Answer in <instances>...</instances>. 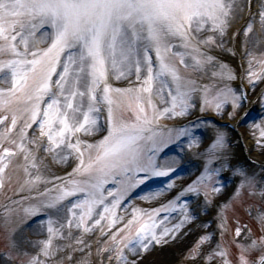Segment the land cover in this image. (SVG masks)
Instances as JSON below:
<instances>
[{"label": "snow or ice", "instance_id": "1", "mask_svg": "<svg viewBox=\"0 0 264 264\" xmlns=\"http://www.w3.org/2000/svg\"><path fill=\"white\" fill-rule=\"evenodd\" d=\"M252 5L253 0H0V232L6 239L0 264H89L76 254H91L86 237L97 231L100 264H139L143 253L197 218L201 197L206 213L213 203L210 193L221 191L228 160L227 133L219 128L201 153L206 159L200 174L178 195L149 210L132 207L130 213L126 203L149 178L181 174L186 149L200 147L197 130L211 122L189 119L197 96L201 114L211 111L221 119L233 118L243 106L242 89L198 84L209 68L214 80L236 79L213 54L220 48L236 55L225 48L226 37L233 42L243 33L248 84L254 89L264 82V55L248 51L253 40L264 42L255 34L258 17L264 36V0H257L256 13ZM245 16L248 22L233 29ZM162 120L187 123L169 127ZM255 127L257 144L264 147V127ZM98 134L93 142L82 139ZM72 159L71 172L48 188L51 181L43 172L49 161ZM229 170L239 181L235 197L243 191L264 202V175ZM173 187L168 183L139 198L150 202ZM189 195L194 207L185 199ZM177 212L179 221L162 227ZM255 218L262 230L258 237L237 226L231 246L218 243L205 253L201 246L214 238L204 235L189 258L233 264L235 247L234 264H264V209ZM218 219L223 236L228 222L220 213ZM33 225L46 228L47 237L28 240L25 233ZM57 238L67 243L54 245Z\"/></svg>", "mask_w": 264, "mask_h": 264}, {"label": "rangeland", "instance_id": "2", "mask_svg": "<svg viewBox=\"0 0 264 264\" xmlns=\"http://www.w3.org/2000/svg\"><path fill=\"white\" fill-rule=\"evenodd\" d=\"M235 24H239V20H237ZM259 26V27H258ZM256 29L255 31L259 30L258 32H260V25L257 24L256 26ZM243 39V33H240L239 37H238V44L237 46L235 47V45H231L230 47H226L227 45H225V41H224V46L225 48H229V49H239L241 50L242 49V46H243V43L244 41L242 40ZM255 43V40H253L252 42H250L248 44L249 48L250 47H253V44ZM238 53V52H237ZM254 56L256 57H260L261 55H264V48L261 49V50H258V51H254V52H251ZM213 54L218 58V60L226 65H228V67L230 68L231 65L230 63H228L226 60L228 59L227 56H233L231 54V51H224V50H221L220 48H216L214 49L213 51ZM240 54V52H239ZM248 57L246 58V66H245V70H244V75H245V80L248 84V80H247V76H246V70L248 68ZM257 67L256 65H254V68ZM231 69V68H230ZM211 72H212V69L209 68L207 73L206 74H203L201 77L198 78V84H209V85H219L221 87H223L225 84H227V86L231 87L233 89V86H232V81H222L220 80L219 78L217 79H212L211 77ZM134 79V77H133ZM260 81H257L256 82V86H255V91L257 89H259L263 84L264 82H262L261 85H258ZM118 86H121L123 87L122 85L124 84H127V81H120V82H117ZM2 85L1 87H4L3 84H0ZM249 85V84H248ZM250 87V85H249ZM264 93V91H263ZM196 102L198 103L199 102V96H197V100ZM263 104H264V101H263ZM264 107V106H263ZM240 109V108H239ZM238 109V110H239ZM238 110L235 114V116L231 119L228 118L227 114H225L223 120H228V121H234V119H236L238 117ZM227 111H231V108L229 106H226V112ZM203 115H209V116H214V117H217L219 119L218 116L214 115L211 111H207L205 112ZM261 115V114H260ZM262 117H259V120L262 119V121H264V115H261ZM182 122H185L186 120H181ZM251 122L255 120H250ZM176 122H179V121H170V120H162L160 121L161 124L163 125H167L169 127L175 125L174 123ZM249 122V121H248ZM263 125H264V122H262ZM257 124V123H256ZM255 124V125H256ZM198 130H201V131H198ZM197 130V135L199 132H205L204 131V128L201 129V127ZM241 132L242 131H245L243 130V128L240 129ZM249 135L251 137V142H256L257 144V138L259 137L260 135V129L256 128V127H253L252 129H249ZM99 135V134H98ZM96 136V137H82V139H86L88 140L89 142H93L94 140H97L99 136ZM209 136H214L215 133L214 131H212L210 134H208ZM199 136V135H198ZM243 136V135H242ZM200 137V136H199ZM207 148V147H206ZM261 153H264V147H261ZM198 151H200V147L198 148ZM204 150L201 148V153L203 152ZM201 160L202 162L205 163V157L203 155H201ZM74 162L76 163L75 159H73ZM264 160V158H263ZM233 161V157L231 156L230 158H228L227 160V163L224 165V173L225 172H230L229 171V168H228V165ZM56 163V162H55ZM219 163V162H217ZM217 163H216V166H217ZM68 163H64V164H61V163H56V165L58 167H60L57 171L54 170L52 172L53 175H56L57 173H60V172H66V167L65 165H67ZM75 166V165H74ZM73 164L71 166V170H72V167H74ZM261 166L264 168V161H262V165H260V169L256 172L257 175H264V172L261 170ZM71 170L69 172H71ZM223 173V172H222ZM53 177V176H52ZM229 177V181L230 179L232 178H235L233 176V173H230V175H228ZM165 177H151L149 178L144 185H141V187L139 189L136 190V194H135V198L137 199L136 200V204L138 206V208H140L141 206H152L153 203H149V202H146L145 200L143 199H140L139 197L141 195H143L144 193H147L149 190L152 189V185L153 184H156L158 182H160V180L164 179ZM16 177L14 176V181H15ZM238 179V178H237ZM228 181L227 185L230 187V182ZM57 181H53L51 183H49L47 185L48 188H53V185L56 184ZM170 183V182H168ZM176 184H174L175 186ZM182 186V184H181ZM45 187V185H41V188L43 189ZM227 188V186H226ZM172 189H180V187H173ZM57 193L54 191H52L50 193V195H56ZM227 194L226 190L224 191V188H221V195L218 197V199H223L224 196ZM167 196V192L162 196V200H164V198ZM210 196H211V199L213 200V204H214V199H216L215 197H212V193H210ZM228 197V196H227ZM142 200V201H141ZM217 200V199H216ZM4 202V200H2V198H0V204H2ZM263 203V206H264V202H262L259 198V196L253 198V197H250L248 196L246 193H244L243 191L241 192L240 196L237 198V197H234L230 200H228L226 203L223 202V205H227L226 208H222L221 210H219V213L222 214L224 216V218L227 220L228 222V226H227V231L226 233L223 235V241L221 243V246H231L232 245V241L234 240L235 238V228L237 226L241 227L242 230H246L247 229H250L251 230V234H252V237L253 238H256L258 237L260 234H261V228L259 226V224L257 223L256 221V215L258 213V211L260 210V204ZM136 206V207H137ZM209 207V205H208ZM143 208V207H142ZM154 208V207H152ZM211 208V207H209ZM127 209V207H126ZM264 209V207H263ZM125 209L123 208V211L121 212V214L125 215L124 213ZM127 212L130 213L127 209ZM176 214V213H175ZM174 214L170 215L169 219H175L176 220V217H173ZM53 219L54 220H57V218L55 216H53ZM54 227H59V222H57L56 224H54ZM249 227V228H248ZM32 236H33V241L35 240H38V239H45L47 237V231H46V228L44 229H41L38 225H33L31 229H28ZM162 230V229H161ZM206 230H207V227L204 228V231H203V234L201 235L204 236V235H207L206 234ZM181 231V230H180ZM180 231L176 234H174V236H172V238L178 236V234L180 233ZM42 232L43 235H35L34 233H40ZM65 235H67V232L65 230L64 232ZM247 234V232H246ZM76 235H79V233H76ZM99 238V232L97 231L96 235L95 236H91L90 238L89 237H86V239H89V242L92 244V248H91V254L89 255L88 251L85 250L84 253H77L76 254V260H79L81 258V256H86L88 261H89V264H100V257L97 256L96 254V246H97V240ZM168 238V237H167ZM199 239V236L196 240ZM195 240V241H196ZM183 242H180L178 244L179 249L183 246ZM197 242V241H196ZM196 242H193V243H189L185 246L182 247V249L179 251H174V252H168V257L167 259H162V260H159L158 262H155V263H151V261L153 260H150L151 258V249L145 253L142 254V258L140 259L139 262H144V264H206L205 260L203 257H201L200 259L198 260H192L189 258V253H190V250L193 248V246L196 245ZM54 245H58V244H64V243H67V241L65 240H61V239H54L53 241ZM208 243V242H206ZM5 244H6V239H5V235L3 232H0V253H2L5 249ZM160 244L158 245V248H159ZM154 249L156 248V246L154 245L153 246ZM177 246H173L172 248H175ZM202 251L207 253L209 250L206 249L205 247V244H203L202 246ZM205 250V251H204ZM34 251V250H33ZM231 259L233 261V264L235 262V258H236V249L235 247H231ZM147 259H145V257H147ZM154 257H156V255H154ZM156 259V258H155ZM156 261V260H155ZM65 264H67V262L65 261ZM73 264H75V261L73 262ZM105 264H107V261H105ZM112 264H115V261L112 262ZM208 264H220V260L219 258H216V259H212L208 262Z\"/></svg>", "mask_w": 264, "mask_h": 264}, {"label": "bare ground", "instance_id": "3", "mask_svg": "<svg viewBox=\"0 0 264 264\" xmlns=\"http://www.w3.org/2000/svg\"><path fill=\"white\" fill-rule=\"evenodd\" d=\"M252 11H254V10H252ZM244 36H243V41H244ZM262 41H264V36L262 37ZM260 43H262V44H260ZM260 43H257V42H255L254 44H253V47H251L250 48V52H254V51H258V50H261V49H263L264 48V42H260ZM262 84V82L260 81L259 82V84L258 85H261ZM253 91V94L255 95V96H253L252 94V96L253 97H250V108H249V110H251V107H252V105L254 106V105H257V102H258V95H260V94H258L257 95V93H258V91H255V89L254 90H252ZM246 116H248L249 118H251L252 117V114H243L242 115V119L240 120V123L241 124H246V122H247V120L245 119V117ZM246 126H250V125H246ZM247 127V128H248ZM247 145L249 144L248 142H245ZM253 151V150H252ZM252 151H251V154H252ZM256 151V150H255ZM254 151V152H255ZM258 152H260V151H258ZM254 158V157H253ZM257 160V159H256ZM165 162L163 161L162 162V165L164 164ZM254 163V162H253ZM182 167V166H181ZM252 167H255L254 165L252 166ZM186 172L185 171H183L181 174H179L177 177H175V178H173V179H170V178H167L168 180H169V182L170 183H172V184H176L177 186H180L181 184L183 185V183H184V181H185V179H186ZM183 186H185V185H183ZM165 188V187H164ZM156 189H159V187L158 188H156ZM156 189H153V190H156ZM171 191V190H170ZM166 193V191L164 192V194ZM163 194V195H164ZM163 195H161V196H159V197H157L156 199H153L152 201H150L149 203L151 204V203H153V205L152 206H144L145 208H152V207H155V206H158V205H161V204H163L164 202H166L167 201V199H168V193H167V196L164 198V200H162L161 198H162V196ZM221 195V191L218 193V194H216L215 193V197H216V199L219 201L220 199H218V197ZM142 201V200H141ZM127 209H128V211H131V208L132 207H136V205H134V202L133 201H130L128 204H127ZM178 214H179V212H178ZM181 217H180V214H179V216H178V219H180ZM194 221L195 220H193L192 222H190V223H188V224H186L182 229H181V231H180V233H179V236H176V237H174V238H170L171 236H168V238H166V242H163L162 241V243L160 244V246H159V248L156 250V251H152L150 254H151V258H150V260H153V261H151V263H155V262H158L159 260H162V259H167V255H168V252L170 251V252H174V251H180L181 249H182V247L183 246H185V245H187V244H189V243H193L197 238H198V236L199 235H202V233H203V226H200V225H195V223H194ZM177 222H174L173 220H164L163 221V224H162V227H167V228H171L174 224H176ZM188 226H190L191 227V229H189L188 228ZM193 228H195L194 229V232L192 233V230H193ZM187 230V233H188V235L184 238V239H181L180 240V237H182L181 236V234L182 233H184L185 231ZM197 230V231H196ZM178 233V232H177ZM176 234V233H175ZM183 241H185L184 243H183V246L179 249V247L180 246H178V244L180 243V242H183ZM173 246H177V247H175V248H172ZM211 247H212V244H211V242H210V244H207V249H211ZM154 255H156V257H154ZM148 258V256L147 257H145V259H147ZM156 258V259H155ZM156 260V261H155ZM139 264H144V262H139ZM149 264V263H148Z\"/></svg>", "mask_w": 264, "mask_h": 264}]
</instances>
